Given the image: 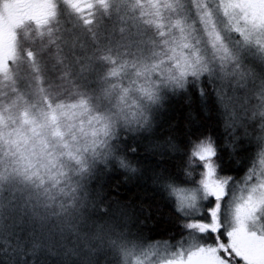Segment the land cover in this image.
<instances>
[{"label":"snow or ice","instance_id":"snow-or-ice-1","mask_svg":"<svg viewBox=\"0 0 264 264\" xmlns=\"http://www.w3.org/2000/svg\"><path fill=\"white\" fill-rule=\"evenodd\" d=\"M0 264H264V0H0Z\"/></svg>","mask_w":264,"mask_h":264},{"label":"trees","instance_id":"trees-1","mask_svg":"<svg viewBox=\"0 0 264 264\" xmlns=\"http://www.w3.org/2000/svg\"><path fill=\"white\" fill-rule=\"evenodd\" d=\"M193 107L195 108L196 105L194 104ZM213 131H215V133L220 136L221 142L224 141V134H223V129L222 126L219 125H214ZM153 160H156L157 157H152ZM117 181H120L121 183V192L123 194H138L140 192V188L138 187L139 184H142V181L139 180H132V181H128V182H124V177L123 175H114L112 178V183H115ZM163 211L165 213H167V209L164 208Z\"/></svg>","mask_w":264,"mask_h":264}]
</instances>
